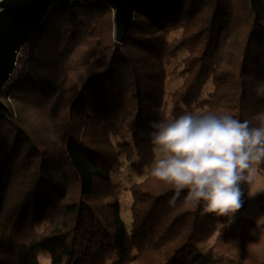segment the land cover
I'll list each match as a JSON object with an SVG mask.
<instances>
[{"label":"trees","instance_id":"obj_1","mask_svg":"<svg viewBox=\"0 0 264 264\" xmlns=\"http://www.w3.org/2000/svg\"><path fill=\"white\" fill-rule=\"evenodd\" d=\"M115 31L107 2H54L19 54L1 92L0 264H264V223L202 214L186 191L170 205L150 175L153 122L197 110L264 122V0H160L135 11L120 50ZM122 154L144 176L130 228L113 180Z\"/></svg>","mask_w":264,"mask_h":264},{"label":"clouds","instance_id":"obj_2","mask_svg":"<svg viewBox=\"0 0 264 264\" xmlns=\"http://www.w3.org/2000/svg\"><path fill=\"white\" fill-rule=\"evenodd\" d=\"M151 142L157 154L150 175L171 186L175 205H203L202 214L233 217L243 206L242 184L249 196L264 164V122L259 127L224 113L185 112L178 118L153 122Z\"/></svg>","mask_w":264,"mask_h":264},{"label":"water","instance_id":"obj_3","mask_svg":"<svg viewBox=\"0 0 264 264\" xmlns=\"http://www.w3.org/2000/svg\"><path fill=\"white\" fill-rule=\"evenodd\" d=\"M71 0H0V109L7 108L1 92L10 81L22 48L29 42L54 2ZM115 10V50H120L138 8L160 0H100Z\"/></svg>","mask_w":264,"mask_h":264},{"label":"rangeland","instance_id":"obj_4","mask_svg":"<svg viewBox=\"0 0 264 264\" xmlns=\"http://www.w3.org/2000/svg\"><path fill=\"white\" fill-rule=\"evenodd\" d=\"M174 35H178V33H175ZM185 56H186V52H181L179 56L173 59L167 67L168 71L170 72V75L166 82L167 93H170L172 90H174L176 86L181 84V82L183 81V77L178 73L183 68L182 60L184 59ZM174 70H177L176 74L172 73ZM212 89H213L212 82L209 81L205 87V95ZM199 112L200 110L196 111V113ZM156 158H157V154H156ZM143 177L144 176L139 175V173L135 171V169L132 167L131 163L128 160H126L125 154H122L121 165L118 168V171L114 176L113 180H114L115 188L119 194L121 215L129 228L132 220L130 213V207L132 204V195L130 193V186L136 182L143 180ZM254 187H264V169H260V168L258 169L255 177ZM260 193L261 192L257 193L255 196H250V201L247 207L245 208V210L241 213L239 211L236 212L233 217H230V220L233 221L238 215H244L246 217L255 220L259 224L264 223V211L257 202V198L260 195ZM211 242L212 241L203 244L201 246L202 250H205L211 244ZM41 260L44 264H49L47 257H42ZM110 264H113V262Z\"/></svg>","mask_w":264,"mask_h":264}]
</instances>
